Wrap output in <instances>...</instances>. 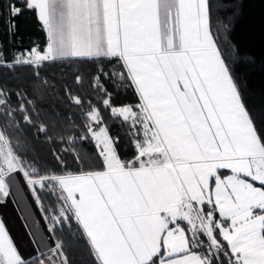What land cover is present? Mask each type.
<instances>
[{
    "label": "snow or ice",
    "instance_id": "6c2138e0",
    "mask_svg": "<svg viewBox=\"0 0 264 264\" xmlns=\"http://www.w3.org/2000/svg\"><path fill=\"white\" fill-rule=\"evenodd\" d=\"M21 18L35 21L43 42L32 40L28 47L21 46L22 38L17 42ZM227 24L214 14V0H0V69L21 65L32 69L31 81L36 85L23 90L17 87L15 92L0 85V135L10 133L9 140L15 135L19 148H13L12 164L17 166L0 163V203L27 200L25 222L36 216L34 223L41 225L30 232L33 252L25 256L7 222L0 219V264H45L46 253L64 249L62 241L58 248L56 234L74 226L67 212L61 215L63 197L57 206L45 207L42 188L30 179L40 168L28 172L23 164L26 157L21 155L31 147L26 135L29 130L36 139L45 136L43 142L52 143L48 126L34 123L41 111L36 101L43 99V90L49 87L45 68L56 62L55 44L61 46L59 56L65 57L66 28L89 52L68 57L87 67L86 71L73 69L71 80L63 77L60 96L71 106L87 105V109L79 113V131L55 141L60 147L51 152L57 168L63 171L75 165L84 171V161L93 159L107 167L104 157L110 153L130 161L133 167L149 157H160V164L172 169L181 162L191 166L194 161L186 157L197 153H250L244 157L249 172L217 168L215 175L209 174L206 200H192L191 209L181 204L177 216L161 210L164 222L155 250L137 264H264V201L249 204L246 214H241L222 209L224 201L213 194L217 176L221 181L235 176L264 191V181L254 178L257 171H264V163H257L264 161V155L251 154L264 153V109L257 111L246 101L230 58L233 46L225 35ZM153 34L160 37L159 55L148 43ZM168 36L173 43L166 49L163 45ZM177 38L181 45L173 52ZM6 45H14V50L9 52ZM55 84L52 78L53 89ZM64 115L69 124L75 122L71 112ZM52 128H56L55 121ZM149 148L154 150L143 151ZM69 156L71 165L66 160ZM225 188L236 204L235 192L228 184ZM201 192H205L203 187ZM70 195L85 203L83 189ZM168 237L176 238L175 242L170 245Z\"/></svg>",
    "mask_w": 264,
    "mask_h": 264
},
{
    "label": "crops",
    "instance_id": "0c3cea01",
    "mask_svg": "<svg viewBox=\"0 0 264 264\" xmlns=\"http://www.w3.org/2000/svg\"><path fill=\"white\" fill-rule=\"evenodd\" d=\"M122 30L126 31V24H122ZM100 39H103L102 31ZM148 43L159 55L161 48L159 35L150 36ZM172 43V37L168 36L163 46L169 49L172 48ZM175 44L173 52L178 51L181 40L177 38ZM60 47L59 43L54 45L57 57H60ZM63 52L65 57L74 54L84 55L88 54L89 49L78 36H73L71 29L66 28ZM249 154L245 150L209 152L205 155L197 153L186 157V160L194 161L191 166L187 162H181L175 169H172L171 165H161L160 157H149L148 161H142L139 167L126 168L114 155L111 164H107L104 157L107 167L103 171L60 176L58 182L84 226L100 261L103 264H137L138 261L147 259L149 252L155 250L159 231L164 222V217L160 216L161 210L168 215L177 216L182 211L179 208L181 204L185 206L190 204L192 198L207 199L209 174L215 175L217 168H232L235 173H247L249 164L244 157ZM251 154L263 155L256 151ZM6 160L8 161V158ZM145 163L148 167L144 166ZM11 166L15 167L13 164ZM194 176L199 178V183ZM254 178L264 181V171H257ZM225 184H228V188L238 197L236 204H232ZM201 187L205 189L204 193L201 192ZM80 189L85 192L84 204L74 200L70 195ZM101 194L104 196L103 199ZM213 194L217 200L224 201L222 209L238 210L241 214H246L244 210L249 204L264 201V191L246 181L237 180L235 176L226 177L225 181H221L217 176ZM24 202L27 200H22L20 204H17L15 199L6 204L0 203V219L7 222L20 251L26 249L24 243L27 240L30 242V232L41 227L40 224L34 223L36 216L25 222L23 208L27 203ZM187 215L188 213H184V217ZM175 239L167 238L170 245ZM30 244L32 248L33 245L31 242ZM27 252L30 251L25 250L24 255L29 256Z\"/></svg>",
    "mask_w": 264,
    "mask_h": 264
},
{
    "label": "trees",
    "instance_id": "16d2710c",
    "mask_svg": "<svg viewBox=\"0 0 264 264\" xmlns=\"http://www.w3.org/2000/svg\"><path fill=\"white\" fill-rule=\"evenodd\" d=\"M214 14L228 22L225 35L228 42L233 46L230 58L247 103L257 111L264 109V0H219V3H215L214 0ZM18 23L19 35L17 42L22 38L21 46L28 47L32 40L43 42V34L37 30L38 26L34 20L21 18ZM4 39L6 40L7 38L5 37ZM6 50L12 52L14 45H6ZM68 57L70 56L57 57L55 63L46 66L45 71L49 76V87L43 90V99H37L36 101L41 111L40 119L36 120L34 118V123L40 127L48 126V136L52 143L43 142L46 139L45 136L36 139L32 131L29 130L26 135L31 147L26 153L21 155L26 157L23 164L28 172L31 173L34 167L39 166L40 168L39 174L30 178L43 177L39 183H34L42 188L41 195L44 198L45 207H48L49 204L57 206L59 198L63 197L65 206L61 210V215L67 212L72 217L73 228L65 227L56 234L58 248L59 242L62 241L64 244L63 251L54 250V253L60 258L61 264H103L98 258L84 226L61 188L58 177L100 172L105 167L101 166L100 161L93 159L84 161V171H78L75 165L68 170L62 171L56 167L52 158L51 149L60 147L55 141L62 136L67 139L68 132L79 131L78 126L81 123L79 113L87 109V105H84L83 108L71 106L67 100L60 96V88L64 83L63 77L71 80L74 75L73 69L80 67L86 71L87 67L86 65H78L68 59ZM61 64H63V67H61ZM31 72L32 69H26L22 65L12 69H0V85L6 86V91L10 92H15L17 87H21L22 90L36 87V85L32 84ZM52 78L56 81L54 89L52 87ZM86 84L87 80H85ZM57 96H60V98L57 99ZM68 112L73 114L75 121L73 124H69L68 119L64 115ZM57 113H60V115H57ZM53 121L56 122L55 129L52 128ZM9 135L11 134L1 136L13 157V148L16 151H19V148L17 147L15 135H12L11 140H9ZM21 140H23V137H21ZM86 150L90 152L91 148L89 147ZM153 150V148H149L143 151L151 152ZM37 158V163L29 167V162ZM66 160L70 165L72 164L70 156L66 157ZM119 161L123 167L125 163L129 165L128 167H133L130 161L120 159ZM192 200L203 201L197 198H192ZM186 207L191 209V202L186 204ZM184 218L188 219L189 215ZM208 219L210 220L211 217L209 216ZM93 257H95V261Z\"/></svg>",
    "mask_w": 264,
    "mask_h": 264
},
{
    "label": "rangeland",
    "instance_id": "374dc122",
    "mask_svg": "<svg viewBox=\"0 0 264 264\" xmlns=\"http://www.w3.org/2000/svg\"><path fill=\"white\" fill-rule=\"evenodd\" d=\"M177 50H179V48H177ZM174 52H176V51H174ZM21 59L23 60V58H21ZM102 138L103 139H106L104 137H102ZM0 142H1L0 143V156L3 157V159L0 160V163H3L6 166L12 167L11 165H12V159H13V157H12V155H11L9 149H8V146H7L5 140L3 139L2 136H0ZM114 157H115L114 154H111V153L108 156H105L106 163L107 164H111V162L114 161L113 160ZM6 158H8V161L6 160ZM257 163L258 164L259 163H264V161H257ZM13 166H17V165H13ZM42 178L41 177H37V178H30V179H31V182L32 183H34V182L35 183H37V182L39 183ZM198 200H201V199H198ZM202 200H204V198ZM24 203H27V202H24ZM17 209H18V206H17ZM17 216H18V214H17ZM24 247L26 248L25 249L26 251H30V252H27V253L31 255L32 252H33V251H31V249L33 248V246L31 248V244H30L29 240H27V242L24 243ZM25 250H21V253L24 254L25 253ZM25 256H27V255H25ZM45 264H61V260L58 257V255H56L54 253V251H52V252H49L48 254H46V256H45Z\"/></svg>",
    "mask_w": 264,
    "mask_h": 264
}]
</instances>
